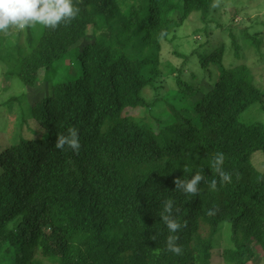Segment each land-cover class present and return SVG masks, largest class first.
<instances>
[{"label":"trees","instance_id":"trees-1","mask_svg":"<svg viewBox=\"0 0 264 264\" xmlns=\"http://www.w3.org/2000/svg\"><path fill=\"white\" fill-rule=\"evenodd\" d=\"M214 1L74 0L80 12L71 23L42 25L36 38L31 26L19 28L15 69L7 73L50 91L30 107L44 134H19L0 147V264H210L222 222L231 230V245L221 251L226 264H248L254 245L264 255V169L251 159L264 153V124L239 120L252 103L264 109V91L247 63H224L222 42L208 48L210 22L198 30L204 43L189 53L175 48L187 17H205ZM247 29L261 56L264 32ZM229 33L228 50L243 58L240 38ZM3 34L0 44L10 40ZM164 46L180 62L164 59ZM53 70L67 75L55 79ZM168 76L176 85L171 99L161 95ZM71 127L79 152L55 147ZM217 152L231 182L218 181L215 191L202 182L192 197L176 187L197 172L216 176ZM168 199L187 222L180 256L165 243L160 213Z\"/></svg>","mask_w":264,"mask_h":264},{"label":"rangeland","instance_id":"rangeland-1","mask_svg":"<svg viewBox=\"0 0 264 264\" xmlns=\"http://www.w3.org/2000/svg\"><path fill=\"white\" fill-rule=\"evenodd\" d=\"M219 2L217 0L211 4V11L205 17L199 12H193L187 17L184 24L178 29L177 43L176 46L174 45L176 50L189 53L193 48L204 43L207 37L198 30L210 22L209 30L213 31L210 35L211 45L208 48H214L222 42L226 46V53L222 54L224 63L226 65L239 62L247 63L250 66L255 85L264 91V37L261 35L263 37L261 56H259L257 47L244 37V28H248L247 30L254 34L255 31L260 29L264 32V0H225L222 4H219ZM217 22L232 27L230 29L228 27V30L226 27L224 31L215 28ZM31 27L33 28V37L36 38L42 29V25L36 24ZM18 30V27L13 26L7 33L4 32L10 40L0 44V147L6 143H12L19 134L24 138H33L44 134V130L37 126L38 123L36 124L35 119L32 117L30 107L32 102L48 94L50 91L49 84L38 85L34 88L25 87L15 70L7 73L12 68L15 69L13 58L15 60L17 55L12 51L17 43L15 34ZM229 31L233 33V36L240 38L238 40H240L239 43L243 48V58L234 57L228 50L231 44ZM0 34H3V32H0ZM216 37L217 40L214 39ZM23 38L19 40V44L24 43ZM167 48L168 46L163 47L164 59L170 60L174 65L180 62ZM191 66H193L192 70L198 71L200 69L199 63L194 62ZM160 69L164 70V63L160 65ZM79 70L80 66H72L70 72L76 75ZM168 71L166 70L167 74ZM50 75L57 79L65 77L67 74L63 70H53ZM199 77L200 85L205 86L208 81L202 79L200 73ZM162 86V98L171 99L173 92L176 90L173 76L165 77ZM144 93L150 96L152 95V89L146 88ZM181 103L182 101L177 102V104ZM22 117L25 122L20 130L18 123L22 122ZM239 120L247 124L255 122L264 124V109L261 107V103H252L239 115ZM27 123L28 125H25ZM251 159L257 169H264V153L256 151L251 155ZM230 234L229 224L227 222L220 223L219 230L214 237V248L210 264H226L221 257V251L224 246L231 245ZM252 250L254 256L249 259L248 264H264V255H262L260 248L254 245Z\"/></svg>","mask_w":264,"mask_h":264},{"label":"clouds","instance_id":"clouds-1","mask_svg":"<svg viewBox=\"0 0 264 264\" xmlns=\"http://www.w3.org/2000/svg\"><path fill=\"white\" fill-rule=\"evenodd\" d=\"M79 12L80 9L75 5L74 0H0V32H6L13 26L23 29L36 24L55 29L62 23H71ZM66 146L74 152L80 150V138L75 127L69 128L67 134L57 136L55 147L65 150ZM224 160L223 152L215 154L213 167L216 176L211 180H206L201 171L185 181L178 178L175 181L176 187L181 188L188 197L199 194V185L202 182L207 184L210 190L215 191L218 181L223 184L231 182L232 179L230 173L222 170ZM178 213L179 209L173 199L163 202L160 217L168 231L166 247L169 252L180 256L183 253V247L179 243V234L187 227V222L178 218ZM208 215H214V211L209 210ZM151 239L155 240L156 237L152 236Z\"/></svg>","mask_w":264,"mask_h":264}]
</instances>
